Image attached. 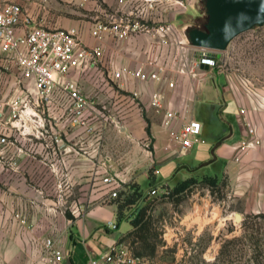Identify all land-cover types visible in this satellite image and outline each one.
<instances>
[{
  "label": "crops",
  "instance_id": "1",
  "mask_svg": "<svg viewBox=\"0 0 264 264\" xmlns=\"http://www.w3.org/2000/svg\"><path fill=\"white\" fill-rule=\"evenodd\" d=\"M20 3L31 25L75 28L85 46L104 48L105 59L60 79L62 83L75 82L90 97L95 131L88 132L67 121L69 93L58 84L44 103L45 138L12 129L7 139L13 144L0 142V264H46L45 241H38L43 234L54 238L62 249V264H89L90 257L119 242L116 230L105 227L108 221L120 225L118 204L105 184L101 200L84 214L78 216L72 209L73 202L94 199L95 186L103 184L102 178L108 174L118 175L126 187L141 184V176L148 178V194L152 188L161 192L165 185H176L191 176H218L227 183L235 215L264 214V65L242 54L248 45L246 39L235 38L230 43L221 55L223 65L196 68V75L174 70L170 76L175 81L173 88L166 82L125 78V89H120L112 80L113 70L134 69L159 50L146 35L121 40L117 46L110 30L93 35L96 23H110L124 9L119 0ZM159 8L154 22L170 20L181 29L196 20L189 14L165 13L162 6ZM28 26L23 23L20 30L24 32ZM19 76L14 67L0 68V126H8L13 98L25 95L26 90L34 91L32 81L18 84ZM133 91L139 92V98L133 96ZM153 92L163 95L165 110H176L184 120L202 123L201 134L191 148L173 146L165 150L169 143L163 125L165 110L152 105ZM103 103L111 105L114 116L123 120L121 126L108 128L98 120V105ZM248 123L255 129L254 134H250ZM54 136L59 142L47 146L45 143ZM243 142L250 146H243ZM115 146L125 148V152L117 154ZM103 150L108 153L106 158ZM88 152L95 164L94 177L89 178ZM151 169L154 174L150 177ZM21 216L23 219H16Z\"/></svg>",
  "mask_w": 264,
  "mask_h": 264
},
{
  "label": "built area",
  "instance_id": "2",
  "mask_svg": "<svg viewBox=\"0 0 264 264\" xmlns=\"http://www.w3.org/2000/svg\"><path fill=\"white\" fill-rule=\"evenodd\" d=\"M197 1L200 0H119L124 6L119 15L110 23L94 25L92 33L95 36L112 31L116 46L121 40L146 35L159 50L134 69H114L111 77L120 89H125V78L145 83L166 82L173 88L175 81L170 76L174 70L180 74L196 75V68L222 65L221 55L224 51L192 45L182 30L176 29L170 20L154 22L155 11L161 6L165 13L182 14ZM23 23L29 25L24 32L20 30ZM30 23L31 18L24 15L20 0H0V68L14 67L20 73L18 84H22L23 80L34 84V93L26 90L25 95L17 96L10 102L11 117L8 126L4 123L0 126V142L13 144L7 139V132L12 129L19 130L21 134L45 138L47 112L44 103L58 84L69 93L67 121L71 125L85 127L88 132L95 131L96 128L90 124L93 118L90 97L75 82L62 83L60 79L72 71L97 66L105 59L104 48L85 46L75 28H46ZM132 94L139 98L138 91ZM163 98L159 92H153L152 105L165 110ZM163 125L169 136L165 150L173 146L180 150L191 148L202 131L200 121L184 120L178 111L170 109L165 110ZM248 126L250 134H254L255 129L249 123ZM58 142V137L54 136L45 144L51 147ZM243 146H250V143L243 142ZM102 182L113 199L125 188L116 174L104 176ZM58 186L62 187L61 184ZM165 191L160 192L155 187L150 190V195L166 194ZM105 227L113 230L118 225L108 221ZM45 248L48 252L46 264H62L64 253L54 238L45 239ZM145 259L134 255L127 243L116 242L102 254L90 257L89 264H145Z\"/></svg>",
  "mask_w": 264,
  "mask_h": 264
},
{
  "label": "rangeland",
  "instance_id": "3",
  "mask_svg": "<svg viewBox=\"0 0 264 264\" xmlns=\"http://www.w3.org/2000/svg\"><path fill=\"white\" fill-rule=\"evenodd\" d=\"M201 13L202 4L197 1L184 14L195 19ZM240 38L246 39L248 43L242 54L253 62L264 65V26L253 28L236 37V40ZM109 81L113 84L110 79ZM110 106L107 103L98 105L101 110V119L99 117L98 120L108 128H118L123 120L114 116ZM92 123L90 121L95 129ZM119 144L124 146L123 142ZM115 147L114 152L117 154L125 152V148L119 150ZM107 154L103 150L105 158ZM88 162V178L94 177V158L89 152ZM195 178L198 182L181 194L171 193L175 185H165L167 194L150 195L147 193L150 189L149 179L141 176L140 185L144 193L134 205L124 209L119 227L113 229L118 233V239L133 228L131 220L141 208L147 207V214L151 215L153 227L159 232V236L156 253L147 256L145 264H264V216L252 214L238 219L231 206L229 188L222 178H219V185L214 187L199 181L200 176ZM89 183L88 181V193L91 188ZM135 184L137 183H131L127 187L130 194L134 192ZM103 185L98 183L95 186L94 199L84 198L80 202H73V213L81 216L90 205L101 200ZM119 197L120 192L116 198ZM116 203L118 204L117 201ZM16 219L23 218L21 216ZM46 237L48 236L43 234L38 237V241L44 244ZM126 243L133 251L139 246L133 239Z\"/></svg>",
  "mask_w": 264,
  "mask_h": 264
},
{
  "label": "water",
  "instance_id": "4",
  "mask_svg": "<svg viewBox=\"0 0 264 264\" xmlns=\"http://www.w3.org/2000/svg\"><path fill=\"white\" fill-rule=\"evenodd\" d=\"M205 6L204 29L194 24L181 28L194 46L225 51L239 35L264 26V0H206ZM236 215L242 219L240 213Z\"/></svg>",
  "mask_w": 264,
  "mask_h": 264
},
{
  "label": "trees",
  "instance_id": "5",
  "mask_svg": "<svg viewBox=\"0 0 264 264\" xmlns=\"http://www.w3.org/2000/svg\"><path fill=\"white\" fill-rule=\"evenodd\" d=\"M202 4V13L199 17L196 18L194 22V26L198 27L200 29H204V25L207 20V13H206V0H200ZM148 133H150V129L148 127L147 129ZM154 170H150V177L154 174ZM203 183H206L207 185L214 187L219 185V178L218 176H211V175H204L201 177V180H199ZM198 180L191 176L189 178H186L184 180L179 181L171 191L172 194H181L188 190L192 185L197 183ZM152 183V181H151ZM225 185L227 183L223 182ZM120 191V197L114 198L118 202V220L122 217L124 213V209L126 207H131L134 205L136 200L143 195L144 191L141 188L140 184H135V190L130 194L128 192L127 187ZM167 194V193H166ZM147 207L141 208V210L136 214V216L131 220V224L133 226L132 229H130L126 234H124L120 239V243H126L128 240L133 239L134 242H138L139 246L135 249V251L132 250L134 255L142 258H146L147 256H153L156 253L157 246H158V236L159 232L156 231V228L153 227L152 217L151 215L147 214ZM263 215L264 214H259Z\"/></svg>",
  "mask_w": 264,
  "mask_h": 264
},
{
  "label": "bare ground",
  "instance_id": "6",
  "mask_svg": "<svg viewBox=\"0 0 264 264\" xmlns=\"http://www.w3.org/2000/svg\"><path fill=\"white\" fill-rule=\"evenodd\" d=\"M238 219H240V218H238Z\"/></svg>",
  "mask_w": 264,
  "mask_h": 264
}]
</instances>
